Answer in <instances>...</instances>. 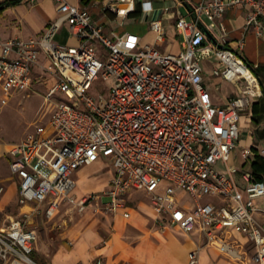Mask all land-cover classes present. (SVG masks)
I'll use <instances>...</instances> for the list:
<instances>
[{
    "label": "built area",
    "instance_id": "1",
    "mask_svg": "<svg viewBox=\"0 0 264 264\" xmlns=\"http://www.w3.org/2000/svg\"><path fill=\"white\" fill-rule=\"evenodd\" d=\"M51 1L57 16L42 36L0 40L1 107L14 93L31 89L33 70L42 63L55 80L44 95L53 106L47 123H31L5 152L18 204L32 210L0 228V264H37L31 257L38 238L33 216L43 212L52 220L62 208L67 219L88 210L114 214L134 190L148 196L168 227L198 233L202 247L215 249L234 264H264V207L259 206L264 181L230 163L240 114L262 96V89L256 66L241 54L244 40L227 47L223 24L227 11L243 10L244 30L261 36L264 0H169L163 11L175 10V31L183 47L178 54L141 45L133 33L108 37L88 7ZM136 2L142 11L152 10V0L129 3ZM183 5L188 7L186 16L178 10ZM63 24L77 46L55 41ZM149 27L156 42H163L161 22L151 21ZM210 58L220 65L212 71L215 77L243 83L224 107L214 105L203 86L200 61ZM97 82L108 86L95 95ZM57 94L69 103L53 101ZM254 155L264 158V147L241 151L245 161ZM101 159L112 164L109 189L77 196L75 173ZM180 193L189 202L181 203ZM103 197L110 201L103 203ZM205 197L215 201L203 203ZM202 247L189 253L188 264L198 263Z\"/></svg>",
    "mask_w": 264,
    "mask_h": 264
},
{
    "label": "crops",
    "instance_id": "2",
    "mask_svg": "<svg viewBox=\"0 0 264 264\" xmlns=\"http://www.w3.org/2000/svg\"><path fill=\"white\" fill-rule=\"evenodd\" d=\"M8 1L10 0H0V40L4 41L16 36L24 39L40 37L56 19V4L51 0H41L35 4H30L27 0H11L18 3L6 6ZM65 1L81 6V0ZM108 1L111 0L94 1L87 6L92 20L102 28L104 35L113 37L133 33L140 37L141 45L155 46L165 53L178 54L182 51L181 38L175 31V10L172 8L168 12L163 11L166 5L171 4L169 0L155 2L152 0L150 12L142 11L141 5L137 2L107 4ZM188 1L197 3L200 0ZM187 8L183 5L178 10L186 16ZM244 19L243 10L234 9L225 13L223 24L228 33L227 47L235 48L238 41L244 40L241 54L247 64L256 66L254 72L260 80L262 96L252 101L240 114L239 139L230 163L235 164L242 171L253 172L264 181V166L260 163H264V158L254 155L245 161L241 157V151L244 149L250 148L255 151L264 147V32L261 36L251 31L246 32ZM154 20H159L164 27L163 42L157 43L154 32L150 30L149 23ZM58 34H62L65 38L63 42H58L59 44L78 45V40L71 35L67 24L62 25L55 38ZM99 50L101 52V48ZM200 65L203 86L209 90L214 105L224 107L229 98L239 94L237 86H242V82L234 84L213 75V69L220 67L215 58L201 60ZM42 67L34 68L32 74L34 82L31 89L39 86L47 92L55 84V80ZM223 85L229 88L225 92H221ZM26 92L14 93L10 96L8 104L15 96ZM2 96L0 88V99ZM6 106H0L2 111L0 112V188H3L0 209L9 208L12 212L8 217L13 219L14 210L18 211L21 218L23 213L32 209L30 206L24 207L18 204V187L10 174L9 160L5 152L8 146L15 142L6 144ZM4 159L6 163L2 161ZM88 166L80 168L75 173L76 186L78 182L84 181ZM112 177L113 169L109 170L107 176H101L94 186L84 189L83 193H102L108 190ZM236 180L240 188H243L244 181L240 174L236 176ZM137 192L140 191L129 192L125 207L118 209L114 214H94L88 210L87 215L82 218L61 217L57 221L47 220L43 212L33 216L31 224L38 219L43 220L39 222L40 224L37 222L35 227L38 238L33 246L34 261L37 264H98V262L100 264H188L189 253L197 247H202L203 239L198 233L185 234L176 227H168L155 214L144 192L142 193L147 202L129 201ZM260 205L264 206L263 200L259 201ZM126 212L129 214L128 218L123 216ZM61 214L65 216L64 208L57 216ZM256 217L263 220L259 214H256ZM197 264L234 263L221 256L215 249L202 247Z\"/></svg>",
    "mask_w": 264,
    "mask_h": 264
},
{
    "label": "rangeland",
    "instance_id": "3",
    "mask_svg": "<svg viewBox=\"0 0 264 264\" xmlns=\"http://www.w3.org/2000/svg\"><path fill=\"white\" fill-rule=\"evenodd\" d=\"M153 1L155 2L156 0ZM64 40L65 38L62 34H58V36L55 38L56 42H60V41L63 42ZM101 52H105V51H103V49L101 48ZM107 86L108 83L97 82L94 89L95 95L96 93L99 92H103V91L105 92ZM227 89H229L228 86L223 85L221 87V92H225ZM45 93H46V89H44L43 87L36 86L33 87L31 91L23 94H19L11 99L9 104L6 106V128H5L6 144L12 142H18L24 136L27 129H29L31 123H33L34 121H38L40 124L47 123L51 115L53 106L51 103H47L46 101H44ZM61 98L62 96L60 94H57L53 97V101L61 100L60 102L69 103L63 98L62 99ZM2 161L4 163L7 162L5 159ZM111 169H112V164L109 160L106 159H101L96 163L86 167L85 170L86 177L83 182L77 183L75 193L77 195L89 194V192L83 193L84 189L94 186L99 181V178L101 176H107L109 170ZM216 170L222 172L223 167L217 166ZM142 192L143 191L135 193L133 197L129 199V201H131L132 203L147 202ZM179 197L181 203L187 201L189 202V197L187 195L180 193ZM109 201H110L109 197H103L102 199L103 203H107ZM213 201L215 200L209 197H205L202 200L203 203L213 202ZM26 211H28V208L26 209ZM91 211L94 214H99V212H95L93 210ZM11 212L12 211L6 207L0 209V228L6 227L9 224L11 219L8 217V215H10ZM88 212H86L83 216L75 215L74 218L76 217L82 218L86 216ZM13 213H14L13 219L20 218L18 211L14 210ZM61 217L63 219L66 218L65 216L63 217L61 214L55 217L54 221H57ZM42 221H43L42 219L37 220L38 224H40ZM37 222L32 223L31 226L36 227ZM31 257L33 258V255H31Z\"/></svg>",
    "mask_w": 264,
    "mask_h": 264
},
{
    "label": "trees",
    "instance_id": "4",
    "mask_svg": "<svg viewBox=\"0 0 264 264\" xmlns=\"http://www.w3.org/2000/svg\"><path fill=\"white\" fill-rule=\"evenodd\" d=\"M94 1H102V0H81L80 1V4H81V6H83V7H87L90 3H92V2H94ZM18 2L17 1H8V2H6V6H8V5H14V4H17ZM261 163V165L262 166H264V163L263 162H260ZM255 176H256V178L258 179V180H261V178L259 177V176H257L256 174H255Z\"/></svg>",
    "mask_w": 264,
    "mask_h": 264
},
{
    "label": "water",
    "instance_id": "5",
    "mask_svg": "<svg viewBox=\"0 0 264 264\" xmlns=\"http://www.w3.org/2000/svg\"><path fill=\"white\" fill-rule=\"evenodd\" d=\"M129 0H111V1H108V3H128Z\"/></svg>",
    "mask_w": 264,
    "mask_h": 264
},
{
    "label": "bare ground",
    "instance_id": "6",
    "mask_svg": "<svg viewBox=\"0 0 264 264\" xmlns=\"http://www.w3.org/2000/svg\"><path fill=\"white\" fill-rule=\"evenodd\" d=\"M130 1V0H129ZM129 1H128V3H129Z\"/></svg>",
    "mask_w": 264,
    "mask_h": 264
}]
</instances>
